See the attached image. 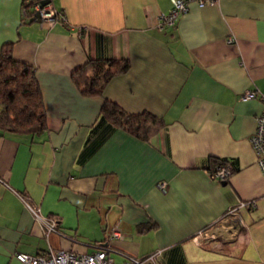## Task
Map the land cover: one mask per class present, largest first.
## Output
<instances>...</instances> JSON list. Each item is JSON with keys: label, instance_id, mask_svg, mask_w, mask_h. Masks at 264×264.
Masks as SVG:
<instances>
[{"label": "crops", "instance_id": "0c3cea01", "mask_svg": "<svg viewBox=\"0 0 264 264\" xmlns=\"http://www.w3.org/2000/svg\"><path fill=\"white\" fill-rule=\"evenodd\" d=\"M28 1L0 0V49L12 42L33 67L47 127L0 132V264L99 242L117 263L160 248L156 264H264V178L249 141L262 104L240 98L264 93V0H191L161 27L171 0H51L52 22L23 15ZM107 58L129 67L83 94L72 72ZM104 99L164 125L141 140L100 120ZM212 157L235 167L226 179ZM115 225L123 238H108Z\"/></svg>", "mask_w": 264, "mask_h": 264}, {"label": "trees", "instance_id": "16d2710c", "mask_svg": "<svg viewBox=\"0 0 264 264\" xmlns=\"http://www.w3.org/2000/svg\"><path fill=\"white\" fill-rule=\"evenodd\" d=\"M35 1L29 0L23 4L29 20L35 19L31 7ZM59 16L60 12L56 10L55 18ZM128 67L126 58L89 60L72 72V78L83 94L100 95L106 83ZM99 118L110 121L141 140H149L164 125L161 117L149 111L129 113L108 99L103 100ZM46 127L45 108L34 69L14 58L12 42H5L0 49V132L38 134ZM210 161L208 168L214 170L216 166L226 164L227 159L212 157ZM229 165L232 172L235 167ZM154 225L143 223L139 228L146 230ZM58 231L62 234L60 229Z\"/></svg>", "mask_w": 264, "mask_h": 264}, {"label": "built area", "instance_id": "2783aa9c", "mask_svg": "<svg viewBox=\"0 0 264 264\" xmlns=\"http://www.w3.org/2000/svg\"><path fill=\"white\" fill-rule=\"evenodd\" d=\"M40 0L35 1L31 7L35 11H39L41 20H47L49 22L54 21L56 9L50 4L40 7ZM191 0H171V5L166 13H162L159 16L158 26L165 24L171 25L175 22L177 17L184 13L188 9V3ZM199 6L206 4H215L218 0H195ZM23 15H26V8L23 6ZM231 39V38H230ZM258 97L261 101V111L256 116L255 130L251 134L249 141L256 156V164L260 170L262 178H264V93L255 91L253 89H247L244 91L240 98L251 99ZM231 173L230 165L223 164L216 166L212 171V175L219 179H226ZM162 192L167 190L166 181H158L156 184ZM241 204H244L243 202ZM29 209L38 215L36 209L31 204L27 203ZM47 232L57 230V221L52 217H46L44 221ZM108 238H123V232L119 225H115L108 234ZM110 247L106 243H97L96 247L91 252H75L73 250L57 249L53 250L49 248L46 252L32 255L24 252L15 253V257L26 264H156L157 258L161 252L160 248H157L150 252L143 258L135 255H125L122 262L117 263L110 256Z\"/></svg>", "mask_w": 264, "mask_h": 264}, {"label": "water", "instance_id": "95a60500", "mask_svg": "<svg viewBox=\"0 0 264 264\" xmlns=\"http://www.w3.org/2000/svg\"><path fill=\"white\" fill-rule=\"evenodd\" d=\"M50 2H51V0H40L39 1V3H40L39 5L42 8L45 5L49 4ZM34 18H35L36 21H40L41 20L40 14H39V11L38 10L34 12Z\"/></svg>", "mask_w": 264, "mask_h": 264}]
</instances>
